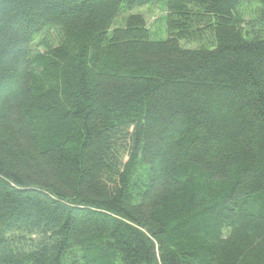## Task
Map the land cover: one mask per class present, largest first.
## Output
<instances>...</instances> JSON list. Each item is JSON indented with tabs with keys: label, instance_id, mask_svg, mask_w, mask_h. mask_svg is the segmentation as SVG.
Segmentation results:
<instances>
[{
	"label": "trees",
	"instance_id": "1",
	"mask_svg": "<svg viewBox=\"0 0 264 264\" xmlns=\"http://www.w3.org/2000/svg\"><path fill=\"white\" fill-rule=\"evenodd\" d=\"M0 264H264V0H0Z\"/></svg>",
	"mask_w": 264,
	"mask_h": 264
},
{
	"label": "rangeland",
	"instance_id": "2",
	"mask_svg": "<svg viewBox=\"0 0 264 264\" xmlns=\"http://www.w3.org/2000/svg\"><path fill=\"white\" fill-rule=\"evenodd\" d=\"M165 6V5H163ZM158 4L148 5L143 8L135 9L133 12H140L144 15L147 25L151 31V37L157 40L166 39L168 36L167 23L164 15L166 14V9ZM239 12L241 15L249 21L250 19H255L259 12V6L253 2H245L239 7ZM124 22L123 17L119 18L117 24H122ZM184 47H196L198 43H187L183 42ZM43 50V48H40Z\"/></svg>",
	"mask_w": 264,
	"mask_h": 264
}]
</instances>
